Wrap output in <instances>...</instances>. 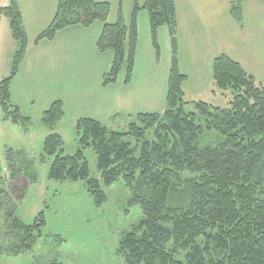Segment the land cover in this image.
Returning <instances> with one entry per match:
<instances>
[{
	"label": "trees",
	"instance_id": "1",
	"mask_svg": "<svg viewBox=\"0 0 264 264\" xmlns=\"http://www.w3.org/2000/svg\"><path fill=\"white\" fill-rule=\"evenodd\" d=\"M244 0L233 8L236 12ZM150 16L152 41L159 52L157 32L170 30L173 61L169 77L167 109L163 114H141L127 132L81 119L76 123L78 149L67 155L63 138L53 133L44 141L42 162L52 159L50 181L85 184L97 207L107 202L104 187L122 181L132 192L128 208L140 207L143 219L119 245L126 264H264V84L257 83L243 67L226 55L214 62L215 87L230 93V106L214 107L205 102L184 101L187 80L177 60V20L174 0H146L136 5L131 26L123 15L110 25V5L97 0H60L52 25L37 42L53 41L67 28H90L104 24L98 42L102 53L113 52L114 62L103 85L117 83L125 73L131 82L137 48L136 19L141 10ZM11 22L19 44L10 77L0 83V105L14 125L28 126L31 120L12 107L10 90L28 48L22 13L17 0L0 8V18ZM193 111H187V107ZM65 117L57 101L42 117V124L54 131ZM154 131V140L147 133ZM206 133L221 140L202 146ZM97 157L101 180L93 179L85 152ZM12 152V149H9ZM12 159L8 160L10 164ZM2 166L0 163V181ZM13 177L20 170H12ZM185 176L189 178L185 179ZM9 230L17 234V254L33 250L46 226L43 213L31 225L8 213Z\"/></svg>",
	"mask_w": 264,
	"mask_h": 264
},
{
	"label": "crops",
	"instance_id": "2",
	"mask_svg": "<svg viewBox=\"0 0 264 264\" xmlns=\"http://www.w3.org/2000/svg\"><path fill=\"white\" fill-rule=\"evenodd\" d=\"M5 1L2 8L11 5V0ZM59 1L17 0L28 37V48L11 84L12 107L19 109L23 117L32 119L29 112H24L29 108L36 114L40 113L38 117L42 120L52 104L60 101L64 105L65 117L71 115L75 123L91 119L105 126L123 122V119H134L141 114H163L167 109L173 61L169 28L162 27L157 32V53L153 46L149 13L141 10L136 19L133 79L127 84L123 72L117 83L104 86L103 79L114 62L113 52L102 53L97 47L104 24L95 23L90 28H67L60 31L53 41L37 42L39 36L52 25ZM145 1L97 0L110 5V25L116 24L122 14L128 26L132 24L136 5L143 8ZM238 1L174 0L177 60L181 73L187 79L183 84L185 98L188 94L199 97L206 92L214 97L219 95L214 85L213 67L215 60L222 55L239 63L257 83L264 84V0H244L241 8L233 12ZM18 49L10 20L1 17L0 83L10 77ZM161 60L165 62L158 67ZM163 72L167 79V95L159 104L155 103V74ZM147 86L152 87L150 90L154 92L145 90ZM47 95L50 98L45 107L34 106L38 97L45 98ZM5 121L9 122L6 118Z\"/></svg>",
	"mask_w": 264,
	"mask_h": 264
},
{
	"label": "rangeland",
	"instance_id": "3",
	"mask_svg": "<svg viewBox=\"0 0 264 264\" xmlns=\"http://www.w3.org/2000/svg\"><path fill=\"white\" fill-rule=\"evenodd\" d=\"M5 2L0 0L1 8ZM164 62L161 60L158 67ZM166 81L164 72L155 74V103L160 100L164 102ZM150 89L152 87L145 88L148 92ZM153 92L150 93L152 96ZM220 93L217 97L210 92L199 97L188 94L184 101L192 104L195 100L220 108L229 107L231 94ZM48 97L50 95L38 97L34 106L45 107ZM193 110L192 105L187 107V111ZM24 112L31 114V124L26 127L14 125L11 120L5 121V113L0 105V163L3 171V181H0V264H126L119 253L120 242L143 219L140 207L128 208L132 192L122 181L109 188L104 187L107 202L97 207L85 184L50 181L48 173L52 159L46 158L42 162L44 141L49 135L57 133L65 142L66 154L74 155L78 149L76 123L68 115L52 132L42 124L38 117L40 113L36 114L29 108ZM134 122L136 118L123 119V122L107 127L111 131L127 132ZM153 133H147L148 139L154 140ZM220 140L219 134L206 133L201 138V145L214 146ZM85 154L90 161L92 178L101 180L96 155L92 150H87ZM9 159H12L10 164ZM13 169L21 172L13 177ZM12 210L16 218L26 225L33 224L41 213L45 216L46 226L42 230V237L36 241L31 252L17 254L15 250L20 245V236L8 228L7 215Z\"/></svg>",
	"mask_w": 264,
	"mask_h": 264
}]
</instances>
